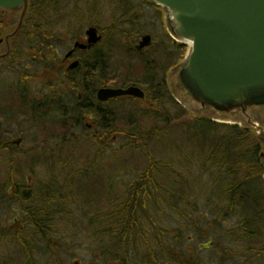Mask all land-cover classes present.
I'll return each mask as SVG.
<instances>
[{
  "label": "rangeland",
  "instance_id": "obj_1",
  "mask_svg": "<svg viewBox=\"0 0 264 264\" xmlns=\"http://www.w3.org/2000/svg\"><path fill=\"white\" fill-rule=\"evenodd\" d=\"M48 1L49 13L43 19L30 18L14 38L19 43L17 63L9 65L10 71L1 68L0 72V264L28 263L24 251L10 237H3L22 227L20 219L15 220L20 205L5 195L11 175L13 182L30 186L26 208L47 203L48 212H59L50 217L55 218L50 221L48 240L26 226L32 242V264H116L113 257L102 255L100 235L105 225L103 218H98L125 208L129 185L147 169L149 160L158 165L160 190H152L151 201L144 203L147 216L141 223L159 264H177L171 262V255L182 256L184 264H264V255L245 252L248 244L262 246L261 238L247 244L229 237L240 216L234 214L227 220L218 216L224 207L220 187L213 184L219 172L205 165L186 132L196 116L183 112L167 95L168 90L164 94L165 89L157 86L162 79L165 84V72L178 60L175 56L169 60L168 46L162 45L160 29L165 28V20L162 22L153 8L140 0ZM8 19L10 25L6 31L0 28V38L16 26L18 15ZM89 27L104 38L100 47L106 71L119 69L122 80L141 83L146 90L143 101L128 98L103 107L112 113L105 123L111 128L107 132L100 116L78 114L82 97L86 104L98 105L92 91L100 88V79H94L88 88H79L76 82L74 86L65 79V68L61 67L64 53ZM148 33L154 37V45L145 57L154 58L161 68L152 79V71H145L142 61L135 60L128 50L136 45L137 37ZM50 35L60 43L40 45L38 36ZM34 47L36 53L30 54ZM54 68L59 70L57 78L49 75ZM127 73L130 77L125 79ZM104 74L107 87L120 85H110L114 80ZM150 82L155 89L149 88ZM200 126L193 131L199 132ZM261 127L256 131L264 139V125ZM227 129H220L219 134H229ZM105 135L107 146L99 142ZM91 163L93 169L86 174ZM86 185L89 193L83 195L80 188ZM254 189L264 194V169L254 181ZM158 235L168 251L157 245Z\"/></svg>",
  "mask_w": 264,
  "mask_h": 264
},
{
  "label": "water",
  "instance_id": "obj_2",
  "mask_svg": "<svg viewBox=\"0 0 264 264\" xmlns=\"http://www.w3.org/2000/svg\"><path fill=\"white\" fill-rule=\"evenodd\" d=\"M145 1L162 8L169 35L188 47L183 63L170 72L171 96L177 103L216 124L260 131L264 125V0ZM28 3L0 0V9L22 12L11 36L21 28ZM86 32L88 45L101 40L94 28ZM150 43L149 36L143 37L139 49ZM86 47L77 44L75 49ZM70 67L76 68V63ZM121 97L143 100L144 93L129 87L100 89L96 94L101 103ZM260 159L264 161V152Z\"/></svg>",
  "mask_w": 264,
  "mask_h": 264
},
{
  "label": "trees",
  "instance_id": "obj_3",
  "mask_svg": "<svg viewBox=\"0 0 264 264\" xmlns=\"http://www.w3.org/2000/svg\"><path fill=\"white\" fill-rule=\"evenodd\" d=\"M48 8V0H31V5L24 23L28 24L30 18H32V20L33 18L43 19V17L49 13ZM38 37L41 39L40 45H48L47 40L52 39L54 36L50 35L44 38ZM21 57L24 58L23 53ZM96 62L97 57L95 55L91 58H86V62H83L81 69L78 71H81L83 68L90 70L91 67L96 69ZM55 69L56 68L50 70L53 72ZM52 72H49L51 77L53 76ZM84 79L85 78L82 76V81L77 83V87H82L83 82L86 80ZM167 88L165 83L164 94L167 92ZM92 95H94V91ZM85 99V97H82V102L78 104L79 117H87L91 114H96L103 119L104 132L110 131L111 128L109 125H105V123L111 119L112 113L107 110L105 111L102 105H93L92 103L86 104ZM170 99L172 100L171 97ZM172 102L176 104L173 100ZM176 106L181 109L177 104ZM88 110H91V112ZM191 124L192 125H189V127H186V132L191 135L190 141L195 143L197 148L196 151H199L203 155L205 165L210 168H215V170L219 172V174H216L218 178L212 174V176H215L213 184L220 187V193H222L221 200L224 205V207L221 208L220 214H218L219 218L222 217L223 220H227L234 214L240 216L236 228L229 232V237L235 241H246L247 244L251 239H254L257 243L259 238H261L263 240L262 246H251L248 244V249L245 252L251 251L258 257L264 255V194L261 192L257 193L254 189V181L259 179L263 173V164L260 159L262 150L260 138L257 137L256 131L254 132L253 130L244 128L241 129L236 126L228 127L221 124L218 125L210 121V119L197 117ZM199 124L201 125L199 128L200 131H193L197 129ZM190 127H192V130ZM221 127L226 128L227 131H229L227 128H230L231 132L229 134L224 133L220 135L219 131L223 129ZM126 137L130 138L132 136L129 137L126 135ZM100 139L99 142H105L107 146L109 142L108 136L106 137L105 135V138L103 137ZM157 166L158 165H156L154 161L152 162L149 160L148 167L143 174L137 176V179L129 185L125 208L120 212L110 210L108 214L103 216L100 215L98 218V220L103 218V224L105 225L103 233H99L101 234L102 255L113 257V261H116V264H130L131 260H133L135 264L136 258H139L138 264H159V257L157 253H155V248L148 245L141 223L144 215L147 216L146 211H144V203L151 201L150 195L152 190H160V188H158L159 184L156 176L158 170ZM92 167L93 163L88 167L86 174H89L88 172L93 169ZM222 177L226 178V183H222ZM12 178L13 175L9 178L10 181L6 182V187L8 189L10 187H16L17 189L10 194L7 191L5 195L11 200H15V202L20 205L17 207L22 214L18 213L17 215L15 213V217H17L15 220L20 219L22 222V229L20 228L13 234H5L3 237H10L16 245L24 251V259L27 260V264H32V242L28 239V235L26 234V226H32L42 239L48 240V236L52 230L50 221H53L55 218L53 217L50 219V217L53 216V212L57 211L53 210L52 212H48L47 203H42L43 205L41 206H30L26 208L27 205L25 204L29 202L28 200L31 197L29 194L30 187L28 189L25 188V186L19 188L20 185L13 182ZM77 178L75 179L77 180ZM96 182L98 183V180ZM87 185L80 188L83 195L89 193ZM10 199L7 200V202H10ZM42 206H44L46 210ZM156 241L163 252L168 251V248L161 243V237L159 235ZM143 252L145 255H143ZM171 256V262H176L177 264L187 263L183 260L182 256ZM196 263H198V261L188 264Z\"/></svg>",
  "mask_w": 264,
  "mask_h": 264
},
{
  "label": "flooded vegetation",
  "instance_id": "obj_4",
  "mask_svg": "<svg viewBox=\"0 0 264 264\" xmlns=\"http://www.w3.org/2000/svg\"><path fill=\"white\" fill-rule=\"evenodd\" d=\"M141 1V0H140ZM126 3V1H124ZM130 2V1H129ZM142 4L146 5V6H151L153 8V12L154 14L156 15V17H158L159 19L162 18V22H164V17H163V11L161 8L159 7H156V6H153V5H150V4H146L144 2L141 1ZM31 5V0L29 1V7ZM12 14H16V16L18 15V19L19 17L21 16V12L18 11H6V10H3V9H0V28H1V31H6L8 26L10 25L9 22V19H8V16H11ZM18 19H17V22H18ZM18 25H16L15 27L11 28L10 31H8L6 34L3 35V37L0 38V72L2 71V69H6V70H11L9 69V65H13V63H17V58L19 57L20 55V52H19V47L17 46V41H14V38L19 36L20 34V31L23 29V26H22V29L15 35L13 36L12 38H9L11 37V34L15 31L16 27ZM5 29V30H4ZM87 30V29H86ZM160 32H161V36L162 37V40L163 43L162 45H165V46H168V51L166 53V57L171 60L172 57L175 56V58L177 57V61H175V63L172 65V67L168 70V71H164L166 76H167V80L166 82H168V73L170 70H172L173 67H175L176 65H178L181 61H182V58H183V50L181 48L180 45H177L173 40H170L168 35H167V31L165 28L163 29H160ZM99 33V31H98ZM100 35V34H99ZM101 36V35H100ZM150 37V40H151V43L148 45V47H144L142 49H139V46L141 44V39L143 37ZM102 37V36H101ZM6 38H8V40L6 41ZM154 37L152 36V34L148 33V34H143V35H140L139 37H137L136 41V45L134 47H132L131 49L128 48L129 52H133L132 54H134L135 57H133L135 60H139V61H142V64L144 65L145 67V71L149 72L152 71L151 73L152 74H149L150 75V79L152 78H156L157 76H155L154 73H157L158 70L161 71V68H159L158 66V63H156V60L154 58L148 60L146 57H145V54H147V52L149 51L150 48H152V46L154 45ZM89 38L88 36L86 35V31H85V35L84 37H80V38H75V40L73 41V45L71 48H69L65 53H64V58L63 60L61 61V67L65 68V72H64V77L67 81H73L72 84L75 86L76 83H78L77 81H82V76L86 79H84L85 81L83 82L82 86L88 88L90 85H93L94 83V79L96 80H99L100 79V88H105V86L107 85L106 84V75L104 74V72H107L108 73V78H112L114 80V82H112V84L110 85H113L114 83L116 84L117 82L120 83L119 86H116L114 87L113 86H109V88H112V89H116V88H120V89H127L128 87H138L140 88L144 94H146V90L145 89H142L139 84L141 83H137V82H134V81H124L121 79V72L119 69H115L113 71H111L112 69H108L106 71V67H104V56L102 54V49L100 47V45L102 44V40L104 41V38H101L100 41H98L96 44H90L88 45L86 43V41L88 42ZM60 42L58 40L54 41L53 39H50V40H47V44L48 45H57L59 44ZM77 44H82L84 46L87 45V47L85 49H75V46ZM128 46V45H127ZM163 47V46H161ZM36 47H34V49L31 50L30 54L32 52H34V54L36 53L35 50ZM92 55H95L97 57V62H96V69H93V67H91V69H87V68H83L81 71H78L81 67V65L83 64V62L85 63L86 62V58H91ZM165 56V55H164ZM126 58L128 59L129 56H126ZM31 59L34 60L33 57H31ZM34 62H31V68L32 66L34 65L33 64ZM76 63V68L74 69H71L70 65L72 64H75ZM3 64V66H2ZM69 70V71H68ZM89 70V71H88ZM166 70V69H165ZM59 73V70L57 71V69H55L52 73V77H55L57 78V75ZM130 74H124L123 76H125V79L129 78ZM146 78V77H145ZM109 80V79H108ZM116 80V82H115ZM146 80H149L146 78ZM165 80V79H164ZM76 82V83H75ZM164 81L163 79L161 81H158V84L157 86L161 89L164 88ZM145 85V84H143ZM146 86V85H145ZM149 88L151 89H155L154 85H153V82H150L149 83ZM94 91V89H93ZM92 91V93H93ZM164 92V91H163ZM94 96V95H93ZM118 100H123V99H118ZM114 102V101H112ZM116 102V101H115ZM111 102L109 103H106L105 105H108L110 104ZM105 105H103L105 107ZM30 186H25V188H29ZM19 188H22L21 186H19ZM15 189H17L16 187H10L8 189V192L9 194L12 193ZM17 212L16 214L18 215V213H21V211L19 210V208H17ZM22 214V213H21ZM18 221V220H16ZM21 222V221H20Z\"/></svg>",
  "mask_w": 264,
  "mask_h": 264
}]
</instances>
